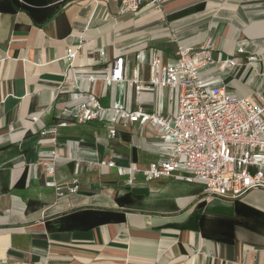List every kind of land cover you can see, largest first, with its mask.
Returning a JSON list of instances; mask_svg holds the SVG:
<instances>
[{
  "label": "crops",
  "instance_id": "obj_1",
  "mask_svg": "<svg viewBox=\"0 0 264 264\" xmlns=\"http://www.w3.org/2000/svg\"><path fill=\"white\" fill-rule=\"evenodd\" d=\"M120 2L0 0V264H264L263 190L207 199L200 183L142 174L129 186L100 163L147 167L165 150L154 127L136 123L111 137L106 118L80 124L68 112L75 85L107 107L175 115L178 91L138 94L105 78L123 57L127 79L137 70L149 80L155 60L173 63L181 47L238 59L207 81L260 100L264 0H164L130 14ZM80 40L71 64L67 51ZM61 122L54 145L42 132Z\"/></svg>",
  "mask_w": 264,
  "mask_h": 264
},
{
  "label": "built area",
  "instance_id": "obj_2",
  "mask_svg": "<svg viewBox=\"0 0 264 264\" xmlns=\"http://www.w3.org/2000/svg\"><path fill=\"white\" fill-rule=\"evenodd\" d=\"M164 0H121L120 13H138L145 7H159ZM85 43L67 51V59L73 64ZM239 52H243L240 49ZM99 58L105 52L94 50ZM255 57H249L252 62ZM124 58L114 62L111 75L105 83L111 87L118 82L135 85L138 94L156 93L161 88L178 91V110L175 115L150 113L142 108L135 110L107 107L95 93L79 91L78 101L68 112L76 123H87L106 118V129L116 137L120 128L127 129L136 123L150 124L164 144V151L147 167L136 164L118 167L112 160L100 166L116 168L118 174L127 177V184L134 185L136 176L146 180L174 178L189 183H200L207 199H240L254 190L264 191V97L255 100L240 98L223 87L213 86L206 75L211 69L224 71L241 66L236 58L214 56L208 47H181L173 63L164 64L156 59L149 80H142L136 70L132 78L124 75ZM210 68V70H208ZM207 69V70H206ZM82 83H96L94 76L78 77ZM61 122L42 132L56 145ZM57 159V152L54 153ZM41 166L47 173L55 171L54 162L44 161ZM75 186L72 191L77 190ZM43 264H57L46 257Z\"/></svg>",
  "mask_w": 264,
  "mask_h": 264
}]
</instances>
